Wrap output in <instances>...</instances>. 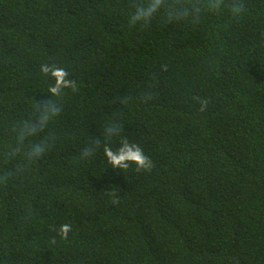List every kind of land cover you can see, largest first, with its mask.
<instances>
[{
  "label": "trees",
  "instance_id": "16d2710c",
  "mask_svg": "<svg viewBox=\"0 0 264 264\" xmlns=\"http://www.w3.org/2000/svg\"><path fill=\"white\" fill-rule=\"evenodd\" d=\"M241 2L130 26L133 0H0V264H264V0ZM44 63L76 90L24 142L53 146L6 161L51 96ZM112 122L150 170L107 163Z\"/></svg>",
  "mask_w": 264,
  "mask_h": 264
},
{
  "label": "clouds",
  "instance_id": "9594fccd",
  "mask_svg": "<svg viewBox=\"0 0 264 264\" xmlns=\"http://www.w3.org/2000/svg\"><path fill=\"white\" fill-rule=\"evenodd\" d=\"M223 5V0H133L134 11L129 17V25L133 26L137 23L147 25L148 22L161 10L164 11L168 20L182 19L187 16L198 17L199 14L207 9L209 11H218ZM244 9L241 0H233L231 11L233 15H239ZM41 73L50 76L53 83L48 88L51 96L44 101H37L34 106L35 118L20 123L15 129V146H10L9 151L5 153V160L14 158L23 150L26 163H31L41 158L54 144V137L47 136L38 142L28 145L24 150V142L27 138L43 132L49 122L53 120L61 112V106L57 100L52 97L60 98L65 89L76 90V81L69 78V73L62 67L55 64L44 63L40 66ZM200 111H204L207 107V99L200 101ZM122 125L118 122H112L103 129V138L106 141L103 144V153L107 163L112 169H128L130 164L136 166L137 171L150 170L153 167L152 160L144 153L140 145L132 142L127 136H122ZM114 137H120L119 145L113 149L107 141ZM101 146V140L97 139L88 147H85L81 153L83 158L90 157L97 148ZM21 165L17 166L16 171L21 169ZM12 171L5 172L0 176V182H4L12 175ZM112 195L115 196V193ZM118 198L113 200L117 203ZM72 231L70 224H62L58 229L61 238H67L69 232Z\"/></svg>",
  "mask_w": 264,
  "mask_h": 264
}]
</instances>
